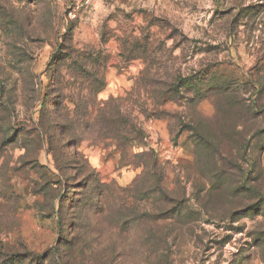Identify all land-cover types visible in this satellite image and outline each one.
<instances>
[{"label": "rangeland", "instance_id": "1", "mask_svg": "<svg viewBox=\"0 0 264 264\" xmlns=\"http://www.w3.org/2000/svg\"><path fill=\"white\" fill-rule=\"evenodd\" d=\"M68 8L0 0V264H264V0Z\"/></svg>", "mask_w": 264, "mask_h": 264}, {"label": "built area", "instance_id": "2", "mask_svg": "<svg viewBox=\"0 0 264 264\" xmlns=\"http://www.w3.org/2000/svg\"><path fill=\"white\" fill-rule=\"evenodd\" d=\"M95 0H67L69 3L68 16L75 17V12L82 6H88Z\"/></svg>", "mask_w": 264, "mask_h": 264}, {"label": "trees", "instance_id": "3", "mask_svg": "<svg viewBox=\"0 0 264 264\" xmlns=\"http://www.w3.org/2000/svg\"><path fill=\"white\" fill-rule=\"evenodd\" d=\"M207 141V140H206Z\"/></svg>", "mask_w": 264, "mask_h": 264}]
</instances>
